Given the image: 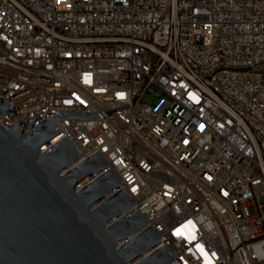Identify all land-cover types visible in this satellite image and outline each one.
Wrapping results in <instances>:
<instances>
[{
  "label": "built area",
  "instance_id": "1",
  "mask_svg": "<svg viewBox=\"0 0 264 264\" xmlns=\"http://www.w3.org/2000/svg\"><path fill=\"white\" fill-rule=\"evenodd\" d=\"M11 125L97 152L173 264H264V0H0ZM153 95L155 106L145 102Z\"/></svg>",
  "mask_w": 264,
  "mask_h": 264
},
{
  "label": "water",
  "instance_id": "2",
  "mask_svg": "<svg viewBox=\"0 0 264 264\" xmlns=\"http://www.w3.org/2000/svg\"><path fill=\"white\" fill-rule=\"evenodd\" d=\"M1 88V87H0ZM0 98V264H173L98 152L65 176L82 155L56 126L61 119H97V114H47L11 125L12 103ZM222 264V263H221Z\"/></svg>",
  "mask_w": 264,
  "mask_h": 264
},
{
  "label": "rangeland",
  "instance_id": "3",
  "mask_svg": "<svg viewBox=\"0 0 264 264\" xmlns=\"http://www.w3.org/2000/svg\"><path fill=\"white\" fill-rule=\"evenodd\" d=\"M145 102L157 106L160 103V99L155 98L153 95H149L145 98Z\"/></svg>",
  "mask_w": 264,
  "mask_h": 264
}]
</instances>
